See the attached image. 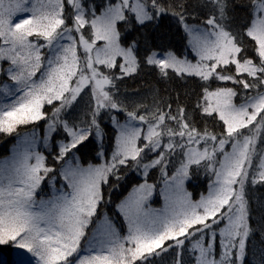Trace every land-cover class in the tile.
<instances>
[{"label": "snow or ice", "instance_id": "snow-or-ice-1", "mask_svg": "<svg viewBox=\"0 0 264 264\" xmlns=\"http://www.w3.org/2000/svg\"><path fill=\"white\" fill-rule=\"evenodd\" d=\"M0 264H264V0H0Z\"/></svg>", "mask_w": 264, "mask_h": 264}, {"label": "trees", "instance_id": "trees-1", "mask_svg": "<svg viewBox=\"0 0 264 264\" xmlns=\"http://www.w3.org/2000/svg\"><path fill=\"white\" fill-rule=\"evenodd\" d=\"M7 147V138H3L2 134H0V154H3ZM0 258L10 260V256L7 251L0 249Z\"/></svg>", "mask_w": 264, "mask_h": 264}, {"label": "rangeland", "instance_id": "rangeland-1", "mask_svg": "<svg viewBox=\"0 0 264 264\" xmlns=\"http://www.w3.org/2000/svg\"><path fill=\"white\" fill-rule=\"evenodd\" d=\"M11 258V257H10Z\"/></svg>", "mask_w": 264, "mask_h": 264}]
</instances>
